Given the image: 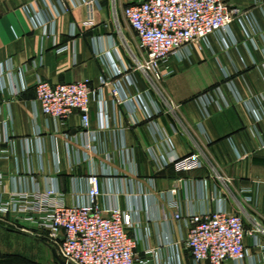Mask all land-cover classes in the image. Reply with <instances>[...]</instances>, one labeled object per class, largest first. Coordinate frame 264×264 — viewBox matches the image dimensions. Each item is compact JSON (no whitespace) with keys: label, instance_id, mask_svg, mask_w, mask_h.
<instances>
[{"label":"crops","instance_id":"obj_1","mask_svg":"<svg viewBox=\"0 0 264 264\" xmlns=\"http://www.w3.org/2000/svg\"><path fill=\"white\" fill-rule=\"evenodd\" d=\"M132 1L0 0V192L52 188L72 205L86 201L87 178L98 175L101 204L120 207L138 240L136 264H196L189 216L239 212L250 257L224 264H264L256 228L264 229V0H226L241 10L229 29L172 57L158 86L138 67L146 53L124 16ZM39 79L86 82L89 127L79 113L65 121L42 113ZM192 153L202 167L177 172L173 161ZM7 218L0 264H30L13 253L28 251L30 237L46 241ZM14 236L27 240L19 247Z\"/></svg>","mask_w":264,"mask_h":264},{"label":"built area","instance_id":"obj_2","mask_svg":"<svg viewBox=\"0 0 264 264\" xmlns=\"http://www.w3.org/2000/svg\"><path fill=\"white\" fill-rule=\"evenodd\" d=\"M240 12L226 0H138L125 7L124 16L146 53L138 67L150 83L158 86L173 73L166 66L172 57L180 56L194 43L200 45L213 33L228 30ZM93 21L90 14L86 23ZM35 91V103L46 116L65 121L79 113L83 128L89 127L91 91L86 82L39 79ZM173 166L177 172H189L201 168L202 160L199 153H192L176 158ZM5 179L0 171V187ZM87 182L86 201L72 205H67L52 188L11 191L9 197L0 192V222L8 223L7 217L14 215L37 229L40 237L54 244L58 253L73 264L142 262L136 255L138 240L127 231L124 211L117 206L103 207L98 175L91 174ZM171 193L175 196L177 189ZM174 218L180 220L181 213L175 212ZM187 222L186 246L196 264L243 262L250 257L243 214L225 210L194 213ZM256 226L257 231L264 232L259 224Z\"/></svg>","mask_w":264,"mask_h":264},{"label":"rangeland","instance_id":"obj_3","mask_svg":"<svg viewBox=\"0 0 264 264\" xmlns=\"http://www.w3.org/2000/svg\"><path fill=\"white\" fill-rule=\"evenodd\" d=\"M15 242L19 243L21 239L24 240V243H19V247L25 244V241L27 240V237H19V236H14ZM29 242L31 244L30 248L28 251L25 250V246L22 247L21 250L18 252L13 253L12 259L15 262H20L22 259L30 261V264H36L35 262L37 260L43 262V264H53L54 262V256L53 253L50 249V245L55 247L56 246L52 243H50L48 240L45 239L46 244L43 245L41 242L37 243L36 241H33L32 238L30 237ZM33 245V246H32Z\"/></svg>","mask_w":264,"mask_h":264},{"label":"water","instance_id":"obj_4","mask_svg":"<svg viewBox=\"0 0 264 264\" xmlns=\"http://www.w3.org/2000/svg\"><path fill=\"white\" fill-rule=\"evenodd\" d=\"M50 249L52 250L53 256L55 258V263L56 264H73L67 260H65L57 251V249L53 246H49Z\"/></svg>","mask_w":264,"mask_h":264}]
</instances>
